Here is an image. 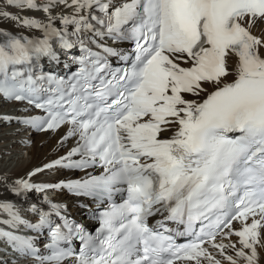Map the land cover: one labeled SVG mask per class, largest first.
<instances>
[{
  "label": "bare ground",
  "instance_id": "bare-ground-1",
  "mask_svg": "<svg viewBox=\"0 0 264 264\" xmlns=\"http://www.w3.org/2000/svg\"><path fill=\"white\" fill-rule=\"evenodd\" d=\"M0 0V42L14 37H34L48 29L73 26L70 21L86 19L96 0ZM242 32L248 37L251 52L256 60L264 66V15L239 19ZM216 55L224 65V71H212L207 80H198L192 72L194 67H207L209 55ZM163 68L170 76L169 94L180 99L178 105L170 102L159 105L155 112L146 117L133 116L121 123V135L130 143L135 139L137 127L143 120H170L159 134L168 136L177 131L185 109L194 107L213 91L221 88L242 75H246L244 58L241 54L230 50H220L205 46L197 55H188L180 51L176 54H162ZM183 78V80H180ZM18 103H7L0 98V215L12 216L11 210L19 208L20 203L28 206L32 202L60 209L65 208L79 217L83 210L80 200L61 190L48 203L43 202L38 189L48 176H41L38 169L48 162L57 159L70 151L80 140L83 132L81 126L65 122L57 129L46 134H31L25 137L21 124H10L8 115L14 113ZM28 156L17 160L14 158L7 166L4 155L12 151L8 143L26 144ZM3 157V159H2ZM70 171L58 170L50 180L58 183L72 177ZM31 182L32 185H26ZM12 204L9 213L2 209L3 205ZM202 257L192 258L182 264H264V209L254 212L248 222L240 219L234 221L215 239L202 247ZM1 254V251H0ZM69 261V260H68ZM66 261V262H68ZM4 261L1 262L3 264ZM61 262L58 264H66ZM73 264V263H71Z\"/></svg>",
  "mask_w": 264,
  "mask_h": 264
},
{
  "label": "rangeland",
  "instance_id": "rangeland-1",
  "mask_svg": "<svg viewBox=\"0 0 264 264\" xmlns=\"http://www.w3.org/2000/svg\"><path fill=\"white\" fill-rule=\"evenodd\" d=\"M55 3V1H54ZM8 147H10L13 151L9 152V156H12L14 158V162L13 165L10 167L12 168L15 163L17 162V160H21L23 158L27 157V151L25 150V144H12V143H8ZM13 152V153H12ZM12 159L10 157H6L5 163L7 164V166L11 163Z\"/></svg>",
  "mask_w": 264,
  "mask_h": 264
}]
</instances>
